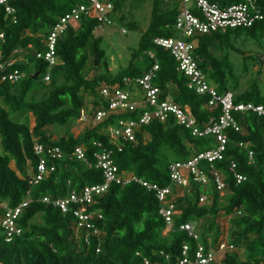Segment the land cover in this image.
Returning a JSON list of instances; mask_svg holds the SVG:
<instances>
[{"label":"trees","instance_id":"trees-1","mask_svg":"<svg viewBox=\"0 0 264 264\" xmlns=\"http://www.w3.org/2000/svg\"><path fill=\"white\" fill-rule=\"evenodd\" d=\"M111 1L114 22L129 30L138 29L136 22L126 18L123 11L125 0ZM148 1L152 2L149 25L142 32L137 49L132 52L130 63L122 72L110 78L104 73L87 77L88 66L95 68L106 53L101 45L102 36L94 31L97 18L84 16L70 24L59 38L56 50L59 64L51 68L48 82L43 78L48 65L36 57L37 51L43 47L41 39L59 17L88 0H10L16 9V23L4 8L0 9V32L4 36L0 38V51L10 55L14 49L22 48L24 52L19 56L25 60L16 66L26 74L16 83L0 80V149L3 151L0 152V201L14 207L26 198L32 199L19 220L23 232L13 242L5 240L0 225V260L6 264H144L143 256L151 264H165L160 251L170 254L175 261L184 242L195 245L186 232L179 229L180 224L187 221L195 223L210 216L202 231L196 228L203 244L214 245L222 234L217 220L220 215L230 218L228 240L235 247L225 253L220 264H264V116L253 111L234 113L240 130H226L228 139L223 158L214 162L224 177V194L212 180L205 185L191 182L186 189L178 188L176 192L180 194L175 200L178 213L173 228L165 234L166 222L159 214L160 203L155 193L135 182L126 185L113 183L96 198L90 209L102 214L101 219L95 220L101 235L88 234L89 244L85 240L87 231L77 229L72 212L63 213L59 207L40 199L43 196L63 197L71 188L79 190L87 184L102 182V170L93 165L94 151L112 149L113 159L122 172H133L167 186L171 182L169 166L172 162L188 159L216 145L214 136H194L170 117L166 122L154 120L144 125L142 131L148 135L146 140L138 132L134 141H124L119 149L110 141L105 128L119 116L137 119L140 111L113 114L86 129L79 137L69 132L53 138V134L47 132L49 126L68 127L76 123L87 103L96 109L100 103L99 86L103 81L140 76L148 71L153 65V60L146 54L148 50L155 52L160 66L154 84L165 94L172 95L181 105L189 106L199 124L220 114L219 108L206 106L208 96L188 88L187 79L176 69L174 56L153 42L157 36L177 35L174 24L179 13L178 3L170 8L166 0ZM215 1L229 4L240 0ZM257 3L264 13V0H257ZM240 38H264V18L248 28L196 36L195 54L219 92L230 90L234 93L235 102L264 106V90L260 88L259 78L237 93L238 78L228 54H216L223 49L243 52L236 46ZM30 43L31 48L28 47ZM250 58L255 59L260 72L264 73V57L251 55ZM38 71L40 74L33 77L32 74ZM26 110L34 116L32 128L27 121L12 116ZM35 140L59 146L64 155L56 160L54 171L33 184L37 162L33 150ZM97 142L100 146L95 144ZM241 142L244 145H240ZM77 145L86 148L91 165L72 155ZM249 151L253 152L252 159ZM11 160H14L16 169L10 166ZM232 161L236 163L234 171L230 169ZM202 165L206 166V162ZM28 166L31 167L30 173ZM235 173L244 175L246 179L238 183ZM201 194L209 197V203H199ZM37 215H40V221L34 222ZM99 242L100 250L97 251ZM239 249L243 257L238 253ZM136 252L143 256L136 255Z\"/></svg>","mask_w":264,"mask_h":264},{"label":"built area","instance_id":"built-area-1","mask_svg":"<svg viewBox=\"0 0 264 264\" xmlns=\"http://www.w3.org/2000/svg\"><path fill=\"white\" fill-rule=\"evenodd\" d=\"M178 3L179 13L174 27L176 36L153 38L154 44L169 51L175 58L176 69L187 79L188 88L200 95L208 96L206 106L209 109H220L218 116H212L206 122L199 124L191 109L187 105L178 103L172 95L165 94L164 90L154 84V78L159 70V62L153 50L146 51V54L153 60L152 67L140 76H124L120 80L113 82L103 81L99 86L100 103L93 109L92 105L82 109L79 119L92 120L99 123L113 114H123L139 112L138 118L117 117L112 125L105 128L110 137V141L119 149L124 141H134L138 132L143 134L144 139L148 135L142 131L144 125L157 120L166 122L172 117L176 124L191 131L194 136L205 137L212 135L216 139V145L210 147L196 155L184 160H175L169 166L170 184L161 186L133 172H122L115 163L112 149L94 151L92 154L93 165L103 172V181L95 184H87L77 190L71 188L66 196L52 198L43 196L40 198L45 203H52L59 207L63 213L72 212L76 218L77 229L87 231L85 240L89 244L88 234L99 237L101 230L96 221L102 218V214L96 209H90L96 198L104 194L111 184L126 185L138 183L150 191L160 203L159 214L166 222L167 231L174 226L175 215L178 209L175 203L178 188L186 189L191 182L207 184L211 180L220 193L224 192L225 182L222 172L214 166L216 160L223 158V151L227 141V129L240 130V125L236 120L235 112L253 111L260 116H264V106L253 102H235L234 93L230 90L219 92L217 86L209 79L207 73L200 65L201 60L195 54L196 36L210 34L213 32H226L229 29L248 28L264 18V13L258 5L257 0H240L229 4H222L215 0H175ZM4 8L7 15H10L16 23V9L11 5L10 0H0V9ZM113 3L111 0H88L72 7L66 14L59 17L55 25L42 37V49L37 51L36 57L48 65L44 73V80L51 79L50 70L59 64L57 55V44L59 38L68 29L70 24L78 22L84 16L97 18L98 24L95 33L102 31L105 26L113 25L112 17ZM121 32L126 33L127 29L121 27ZM0 32V38L3 39ZM28 47H32L30 43ZM22 48H16L10 55H5L0 51V80L16 83L25 77V72L16 66L24 61ZM264 66V60H263ZM100 146V143H95ZM244 145V143H240ZM33 150L37 156L36 169L33 174L32 183L36 184L45 175L56 169V160L63 157L64 153L59 146L47 145L34 141ZM72 155L85 163L91 165L87 159L86 148L77 145L72 151ZM249 158H253V152L249 151ZM206 162V166H203ZM236 163H230V169L234 171ZM238 183L245 180L242 174L235 173ZM183 192L181 191V194ZM32 201L26 198L17 206H9L5 201H0V225L3 229L7 242H13L19 237L23 228L19 220ZM209 202L206 194L199 197L200 204ZM179 229L186 232L195 245L184 242L181 246L180 254L172 261V256L160 251L164 256L165 264H215L220 258V263L226 252L233 250L234 245L229 240L220 239L216 244L208 245L200 241V233L195 223L187 221L179 225ZM100 250V242L97 251ZM136 255L143 256L140 252ZM144 264H151L150 260L143 256ZM0 264H6L0 260ZM156 264H162L156 262Z\"/></svg>","mask_w":264,"mask_h":264},{"label":"rangeland","instance_id":"rangeland-1","mask_svg":"<svg viewBox=\"0 0 264 264\" xmlns=\"http://www.w3.org/2000/svg\"><path fill=\"white\" fill-rule=\"evenodd\" d=\"M170 8L176 5L175 0H166ZM123 11L126 14L128 21L136 22L138 29L129 30L126 33L121 32V26L118 22H114L113 25L105 26L102 31L97 32V35L102 36V47L105 49V57L101 60L100 64L93 68L91 65L87 69V77L92 78L95 75L104 73L106 76L113 77L122 72L130 63L132 52L137 49L141 34L145 31L150 22V15L152 11V2L148 0H125L123 2ZM236 46L239 47L243 52L226 50L217 51L218 56H222L227 53L230 63L234 67L235 75L238 78V90L237 93H241L243 90L248 88L251 83L259 78V85L261 90H264V73L260 72V65L255 59L250 58L254 55H262L264 57V38L260 40H244L240 38L236 42ZM113 82V81H111ZM46 89H44L45 91ZM42 92V91H41ZM41 95V94H40ZM90 103H87L89 106ZM18 120L27 121L28 125L32 128L35 125V119L31 112L23 111L12 114ZM96 123L92 120H80L76 123L64 127V126H49L47 128L48 133L53 134V138H59L69 132L73 133L76 137L83 135L86 129L93 127ZM0 152L3 151L0 149ZM10 166L16 169L14 160H11ZM28 172H31V167H27ZM221 194H224L222 192ZM209 203V202H208ZM211 217L206 216L201 220L195 222L196 226L200 231L204 229ZM229 216L220 215L217 217L218 223L221 227L222 234L220 239L228 240L229 236ZM34 222L40 221V215H37ZM167 229L164 230V234L167 233ZM240 256L243 255L242 250H238ZM222 258V255H219ZM243 257V256H242ZM220 258L215 264H220Z\"/></svg>","mask_w":264,"mask_h":264},{"label":"water","instance_id":"water-1","mask_svg":"<svg viewBox=\"0 0 264 264\" xmlns=\"http://www.w3.org/2000/svg\"><path fill=\"white\" fill-rule=\"evenodd\" d=\"M94 59H95V64H96V63H97V62H96V57H94ZM39 74H40V71L36 72L35 74H32V76H33V77H36V76H38Z\"/></svg>","mask_w":264,"mask_h":264}]
</instances>
